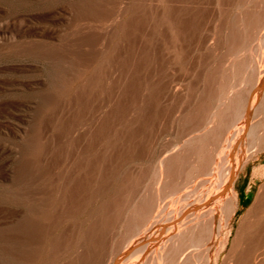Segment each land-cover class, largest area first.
Masks as SVG:
<instances>
[{
    "label": "bare ground",
    "instance_id": "bare-ground-1",
    "mask_svg": "<svg viewBox=\"0 0 264 264\" xmlns=\"http://www.w3.org/2000/svg\"><path fill=\"white\" fill-rule=\"evenodd\" d=\"M147 8L127 20L121 0L78 25L98 53L119 26L117 83L101 96L94 58L87 115L82 98L74 116L57 98L59 146L16 177L0 264H264V0ZM106 120L117 149L88 146Z\"/></svg>",
    "mask_w": 264,
    "mask_h": 264
},
{
    "label": "rangeland",
    "instance_id": "rangeland-1",
    "mask_svg": "<svg viewBox=\"0 0 264 264\" xmlns=\"http://www.w3.org/2000/svg\"><path fill=\"white\" fill-rule=\"evenodd\" d=\"M120 2L0 0V255L5 253L3 249L12 207L10 196L17 187L16 177L21 175L27 163L39 161L45 151L59 146L57 98L60 96L64 100L72 116L76 112L72 107L74 99L82 98L86 107L80 111L87 115L95 91L97 93L100 89L90 87L94 58L99 63L97 75L98 85L103 89L101 96L110 94L117 83L119 26L115 27L101 53L96 52L98 46L84 41L85 36L77 29L80 24L99 20V15L95 13L98 8H111ZM128 2L127 20L139 15L148 16L149 0ZM80 10H86L85 18L78 15ZM59 17L65 19L56 22ZM22 19L29 20L23 30L20 26ZM26 31L30 33L24 34ZM45 32L49 33L48 36L42 37ZM69 39V47L52 48ZM106 124L107 120L95 134L90 135L88 146H112L117 149L120 128L113 125L106 137ZM64 146H77L76 139L65 137ZM254 165L257 162L247 167L246 174L238 182L237 190L243 196L250 185ZM259 185L260 182L251 185L249 199L238 212L235 225L243 211L251 205Z\"/></svg>",
    "mask_w": 264,
    "mask_h": 264
}]
</instances>
